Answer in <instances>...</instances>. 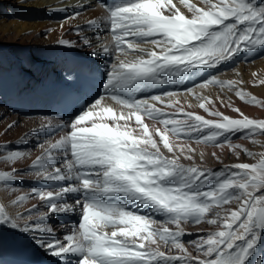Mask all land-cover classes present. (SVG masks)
<instances>
[{
  "label": "snow or ice",
  "instance_id": "1",
  "mask_svg": "<svg viewBox=\"0 0 264 264\" xmlns=\"http://www.w3.org/2000/svg\"><path fill=\"white\" fill-rule=\"evenodd\" d=\"M179 4L186 13L173 0H101L99 15L85 21L95 39L79 24L76 30L92 56L110 58L103 92L67 121L42 118L41 129L56 135L39 144L27 170L0 171L4 189L18 193L11 205L37 201L14 214L0 203V226L18 230L26 246L57 264H264L254 255L264 242V150L232 139L239 134L264 149V118L217 96L221 107L238 114L226 115L196 92L218 86L264 109V101L238 86L243 81L209 71L240 53L246 60L248 53H264V0ZM57 43L77 46L63 38ZM198 74L206 75L185 92L207 116L187 110L193 105L186 109L179 92L163 89ZM257 83L264 85V78ZM201 146L227 148L237 161L243 154L251 162L223 164L220 154L198 151ZM0 150L8 165L30 155L6 145ZM208 156L223 167H208ZM26 178L43 183L22 193L9 184ZM53 214L78 215V224L62 225L67 234L61 238L48 224ZM201 224L214 228L185 243L193 235L186 226Z\"/></svg>",
  "mask_w": 264,
  "mask_h": 264
},
{
  "label": "bare ground",
  "instance_id": "2",
  "mask_svg": "<svg viewBox=\"0 0 264 264\" xmlns=\"http://www.w3.org/2000/svg\"><path fill=\"white\" fill-rule=\"evenodd\" d=\"M189 2L195 3L197 0H189ZM81 3L90 5V7L78 8L77 5ZM173 3L186 13V9L179 4V0H173ZM0 4H3L0 10V145H6V150H20L30 153L28 157L18 161L15 165H8L0 161V171L11 170L12 167L27 170L31 160L41 151L39 144L56 135V132L49 129H41V119L44 117L52 118L54 121L70 119L68 117L58 118L36 114L34 112L35 105L47 97L49 88L52 87L57 92L60 86L66 82L74 84L70 71L74 65L79 64L82 60H89L91 64H95L103 71L111 61L107 56H92L90 54L91 49L83 46L77 36V24L85 29V35L93 39L98 35L85 27V21L95 18L100 12L98 5L91 0H0ZM76 11H80V16L65 23L68 17L74 15ZM61 24L64 25L63 28H61ZM61 38L76 41L77 46L59 45L57 41ZM245 55V53H240L233 61L209 71L221 80L243 81L242 84L238 85L239 87L264 101V85L253 84V81L258 78H264V53L255 56L248 53L249 58L247 60ZM253 73H256L257 76L254 77ZM201 75L206 74H198L180 85H165L163 89L179 92L181 94L180 101L186 109L187 103L193 105L191 109L187 110L207 116L196 106L198 102L185 92L186 87H193L194 83L202 82ZM153 92L156 93L158 90H153ZM196 92L211 97L219 110L226 115L236 117L238 114L233 113L227 107H221L220 101L216 99L217 96L226 102L230 98L234 106L252 118H264V109L245 104L227 89L221 90L218 86H210L207 89H196ZM25 109L28 110L26 114L23 112ZM9 124L13 126L8 128ZM232 139L234 143H242L250 150L257 152L264 150L257 145H251L248 141L240 140L239 134ZM259 139L264 140V137ZM199 150H204L207 153L216 151L221 155L223 164L251 162L243 154L237 161L227 148L223 150V153L220 149H203L202 146ZM0 154H3V150H0ZM223 164L218 163L211 156L206 158V165L214 170H219ZM42 183L28 178L9 182L21 193L30 190L33 186L39 187ZM16 194L6 191L3 182H0V203L5 205L6 211L10 214H14L16 211L23 212L30 208L31 204L37 203L35 200H30L21 206H13L10 201L15 198ZM71 199L72 194H69V200L71 201ZM48 224L62 238L64 234H67L62 225L70 227L73 224H78V215L53 214L49 217ZM186 227L187 231L193 235L184 236L185 243L213 228L207 224ZM4 236L9 239L8 243L4 241ZM22 237L23 234L18 230L11 229L7 225L0 226V264H11L10 251L7 250L13 247H18V250L27 252L31 257H40L46 264H57V258L35 246H26ZM254 255L257 260H264V251L261 249L257 248ZM68 259L75 261L69 254Z\"/></svg>",
  "mask_w": 264,
  "mask_h": 264
},
{
  "label": "rangeland",
  "instance_id": "3",
  "mask_svg": "<svg viewBox=\"0 0 264 264\" xmlns=\"http://www.w3.org/2000/svg\"><path fill=\"white\" fill-rule=\"evenodd\" d=\"M1 5H3V4H0V10H1ZM213 228H214V226H213ZM213 228H212V230H213ZM263 247H264V242H262V243H260V244L257 245V248L261 249V251H264V248Z\"/></svg>",
  "mask_w": 264,
  "mask_h": 264
}]
</instances>
